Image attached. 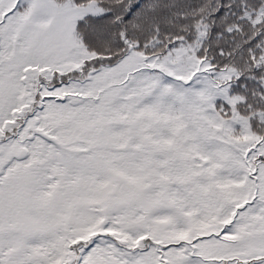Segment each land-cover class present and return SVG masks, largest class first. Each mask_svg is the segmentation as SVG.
Wrapping results in <instances>:
<instances>
[{"label": "snow or ice", "instance_id": "6c2138e0", "mask_svg": "<svg viewBox=\"0 0 264 264\" xmlns=\"http://www.w3.org/2000/svg\"><path fill=\"white\" fill-rule=\"evenodd\" d=\"M0 264H264V0H0Z\"/></svg>", "mask_w": 264, "mask_h": 264}]
</instances>
